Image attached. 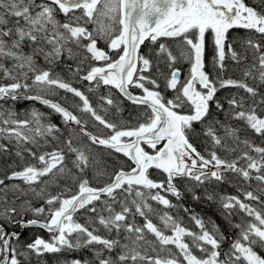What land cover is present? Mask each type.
Wrapping results in <instances>:
<instances>
[{"label":"snow or ice","instance_id":"6c2138e0","mask_svg":"<svg viewBox=\"0 0 264 264\" xmlns=\"http://www.w3.org/2000/svg\"><path fill=\"white\" fill-rule=\"evenodd\" d=\"M229 60L239 78L226 76ZM65 72L109 92L94 105ZM111 89L141 109L135 124L107 118L123 111ZM58 90L79 102L48 98ZM18 99L58 114L67 135L38 109L18 119L0 105V137L20 162L0 169V264L82 248L92 259L70 264H264V0H0V102ZM233 179L239 194L219 196L231 236L172 214L178 181L214 200L207 186ZM29 228L50 238L22 240Z\"/></svg>","mask_w":264,"mask_h":264},{"label":"flooded vegetation","instance_id":"af4514ba","mask_svg":"<svg viewBox=\"0 0 264 264\" xmlns=\"http://www.w3.org/2000/svg\"><path fill=\"white\" fill-rule=\"evenodd\" d=\"M248 3H253V0H246ZM245 35V30L243 29H234L231 32V36H243ZM146 45L148 42H145ZM104 45L101 44V47ZM143 51H147V48L142 46ZM213 55V50L211 43L209 42L207 49H206V62H210L211 56ZM227 68L232 67L233 63L229 60L226 61ZM178 67H180L181 72L184 76L187 75L188 73V65L185 62H180L177 64ZM233 65V69H234ZM59 71V69H58ZM64 78L66 80H69L70 82L73 83V86L80 88L82 91H85L86 94L89 95L91 101L93 102L94 105H96L99 100V96L101 94L107 95L109 92V89L107 87H101L97 92L95 93H87L86 89V84L83 82H76V81H71V75L67 72L63 73ZM240 73L239 72H233V73H226V76H232L233 78H239ZM134 93H139V89H131ZM112 93L121 101V107L123 111L119 114V117H114L111 112L108 115V119H123V120H131L133 124L136 123L135 119L133 117L137 116L141 109L137 108V106L130 104L128 101L123 100L122 97H119L118 93H116L115 89H111ZM230 91H235V90H228L224 89L221 90L218 95L223 98L229 94ZM166 95L170 98L172 96L171 92H167ZM67 97V99H65ZM49 99H52L54 102H60L64 106L71 108L72 103L74 102H79L78 98L73 97L72 94L70 93H65L63 90H58L56 94L54 95H49ZM0 105H2L3 109L7 111L8 109H11L12 111L17 113L18 119H26L29 118V114L32 111L33 108L38 109L39 111L45 113V120L43 121L44 123H47L48 121H51V123H55L61 126L62 131L64 132L65 135H67V132L65 131V126L62 123V120L60 116L56 113H54L51 109L47 108L46 106L36 103L34 101H29V100H24V99H18L17 101H11L9 100L7 103L0 102ZM75 111V109H72ZM215 112V109H213ZM103 114V113H101ZM217 116L220 120H225L224 114L217 113ZM3 126V125H2ZM30 127H34V125H30ZM200 126H197L199 128ZM89 130L91 131H96V129L90 128ZM26 131V130H25ZM203 139H197L194 142L197 144L199 150L202 152L204 151V142L202 141ZM14 143V142H13ZM107 149L103 148H97V152H99L102 155H105L107 153ZM220 155L224 156L225 154L221 151ZM106 159H109V163H113L115 160V157L108 158L105 156ZM120 159H124L123 157H120ZM162 176V174H159L156 170H152V178L159 180V177ZM163 177V176H162ZM183 185L182 191H183V201H184V208H187L189 211L186 213L184 210L183 212V217H184V224L192 228L193 230L195 229L194 223L190 220L189 216L190 215H196L200 218H203L205 223L211 227V224H209V221L215 222L218 224L221 228V231L226 232L231 236L233 234V231L231 227L228 225L227 221L224 218V210L221 208L220 203H219V196L220 195H238L239 193L237 192V189L235 187L236 180L233 179V182L231 184H218L216 182H213L211 185H208V192H211L215 195L214 200H208L206 198V192L204 188L197 187L194 189L196 195L200 196V199H193V193L188 191L187 188L188 186L192 183L189 181H182ZM253 188H255V182H253ZM259 208L260 206L257 205ZM80 220L81 223L84 222V218L77 214L75 217ZM234 219L238 222L239 217L236 216ZM40 230V229H38ZM43 234L47 235V238H50V234L46 233L41 230ZM226 247V245H225ZM82 250H86L83 249ZM87 251V250H86ZM88 253V252H87Z\"/></svg>","mask_w":264,"mask_h":264},{"label":"trees","instance_id":"16d2710c","mask_svg":"<svg viewBox=\"0 0 264 264\" xmlns=\"http://www.w3.org/2000/svg\"><path fill=\"white\" fill-rule=\"evenodd\" d=\"M227 72L233 73V72H238L233 70V65L232 67H228ZM226 72V73H227ZM225 116V115H224ZM49 122V121H48ZM51 122V121H50ZM2 126V125H0ZM65 135V134H64ZM66 136V135H65ZM0 144H4L8 147L9 151L6 153L0 152V169H4L5 171H11L12 169L7 168V165L12 164L13 162H16V164H19L18 158L15 156V143H11L9 141L4 140L3 138L0 137ZM3 173L0 172V175ZM163 177L160 176L159 179H162ZM11 183V182H9ZM178 185L181 187L183 185L182 181L177 182ZM51 188V189H50ZM49 188V191L52 192L53 194H56L60 189H58L55 186H52ZM73 191H75V188H73ZM181 192L182 196L179 200H177L175 197H169L174 204L179 205L182 210L184 207V201H183V191L181 187ZM38 205L41 203V201L36 200L35 201ZM11 227V226H9ZM23 232L22 240L30 242L35 235H40L45 239L47 238V235L43 234L41 230L35 229V228H29V229H22ZM72 259H84V260H91L92 256H89L86 250H73V251H62L60 253H45L43 257H32V264H70V261Z\"/></svg>","mask_w":264,"mask_h":264},{"label":"rangeland","instance_id":"374dc122","mask_svg":"<svg viewBox=\"0 0 264 264\" xmlns=\"http://www.w3.org/2000/svg\"><path fill=\"white\" fill-rule=\"evenodd\" d=\"M1 138H3V139L6 140V141H9L7 138H4V137H1ZM9 142H10V141H9ZM13 142H14V141H13ZM13 142H11V143H13ZM257 143H259V141H257ZM35 203H36V202H35ZM36 204H37V203H36ZM37 205H38V204H37ZM153 206H154V207H157V208H161V210H163V209H162V206L156 205L154 202H153ZM171 212H172L173 215H178L179 217H181V218L183 219V222H184L183 212H182V209H181V208H179L178 210H177V209H172ZM153 220H154V222L158 223V221H157L155 218H153ZM140 222L142 223V221H140ZM150 238H151V237H150ZM48 239H49V238H48ZM79 250H80V249H79ZM86 250H87L89 256H92L91 251L88 250V249H86ZM59 264H60V263H59Z\"/></svg>","mask_w":264,"mask_h":264},{"label":"water","instance_id":"95a60500","mask_svg":"<svg viewBox=\"0 0 264 264\" xmlns=\"http://www.w3.org/2000/svg\"><path fill=\"white\" fill-rule=\"evenodd\" d=\"M34 102H35V101H34ZM36 103H38V102H36ZM39 104H40V103H39ZM35 229H38V228H35ZM21 230H22V229H21ZM21 230H20V231H21ZM40 230H41V229H40ZM42 231H44V232L48 233V232H47V231H45V230H42Z\"/></svg>","mask_w":264,"mask_h":264},{"label":"bare ground","instance_id":"6f19581e","mask_svg":"<svg viewBox=\"0 0 264 264\" xmlns=\"http://www.w3.org/2000/svg\"><path fill=\"white\" fill-rule=\"evenodd\" d=\"M203 141V140H202ZM51 189V188H50Z\"/></svg>","mask_w":264,"mask_h":264}]
</instances>
